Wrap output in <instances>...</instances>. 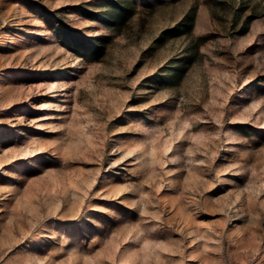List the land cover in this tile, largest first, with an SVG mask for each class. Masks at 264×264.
Instances as JSON below:
<instances>
[{
    "label": "rangeland",
    "instance_id": "374dc122",
    "mask_svg": "<svg viewBox=\"0 0 264 264\" xmlns=\"http://www.w3.org/2000/svg\"><path fill=\"white\" fill-rule=\"evenodd\" d=\"M0 264H264V0H0Z\"/></svg>",
    "mask_w": 264,
    "mask_h": 264
},
{
    "label": "trees",
    "instance_id": "16d2710c",
    "mask_svg": "<svg viewBox=\"0 0 264 264\" xmlns=\"http://www.w3.org/2000/svg\"><path fill=\"white\" fill-rule=\"evenodd\" d=\"M201 39V41H204L205 40V38H200Z\"/></svg>",
    "mask_w": 264,
    "mask_h": 264
}]
</instances>
